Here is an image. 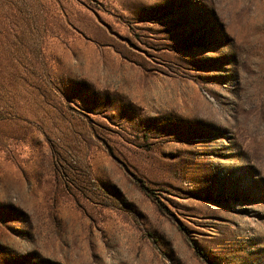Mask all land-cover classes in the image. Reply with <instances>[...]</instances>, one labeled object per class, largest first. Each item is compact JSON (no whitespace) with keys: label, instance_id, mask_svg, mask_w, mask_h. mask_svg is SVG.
<instances>
[{"label":"rangeland","instance_id":"rangeland-1","mask_svg":"<svg viewBox=\"0 0 264 264\" xmlns=\"http://www.w3.org/2000/svg\"><path fill=\"white\" fill-rule=\"evenodd\" d=\"M0 264H264V0H0Z\"/></svg>","mask_w":264,"mask_h":264}]
</instances>
